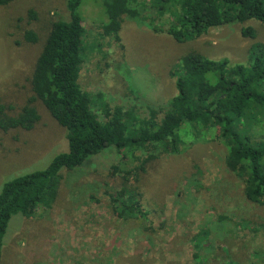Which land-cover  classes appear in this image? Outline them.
<instances>
[{
	"label": "rangeland",
	"instance_id": "1",
	"mask_svg": "<svg viewBox=\"0 0 264 264\" xmlns=\"http://www.w3.org/2000/svg\"><path fill=\"white\" fill-rule=\"evenodd\" d=\"M103 1L82 0L78 8L84 26L78 83L92 112L105 120L107 110H131L135 130L150 105H165L176 94L171 70L180 56L196 50L246 63L249 48L264 41V26L251 19L177 42L166 32L169 12L160 0H130L136 15L124 14L119 31L107 35ZM60 19H68L66 0L0 5V99L15 112L32 94L36 58ZM242 26L255 35L243 36ZM27 30L37 34L36 42L25 40ZM35 105L40 120L32 129L0 130V191L67 150L65 128L39 100ZM239 128L251 141L263 140L264 108H252ZM177 133L174 153L162 143L110 146L75 169H62L50 206L11 217L1 264H264V202L248 200L243 181L227 167L219 127L185 123ZM122 189L129 200H141L144 218L119 216L111 197Z\"/></svg>",
	"mask_w": 264,
	"mask_h": 264
},
{
	"label": "trees",
	"instance_id": "2",
	"mask_svg": "<svg viewBox=\"0 0 264 264\" xmlns=\"http://www.w3.org/2000/svg\"><path fill=\"white\" fill-rule=\"evenodd\" d=\"M14 0H0V5ZM82 0H66L68 19L51 24L43 48L29 78L32 94L14 111L15 105L0 99V130H30L40 120L35 102L39 100L50 115L66 130L67 150L56 154L40 170L14 177L0 191V264L8 223L15 214L32 216L37 207L50 206L57 197L61 170H71L110 146L118 149L146 147L162 143L167 153L177 152L178 129L185 123L217 126L225 138L227 167L244 183L245 196L264 202V139L250 140L240 122L252 108H264V41L249 48L246 63L227 58L210 59L196 50L180 56L171 70L177 92L165 105H150V114L130 127L134 113L115 108L105 111L102 120L90 109V96L78 83L82 64L83 20L78 13ZM130 0H104L105 34H115L124 14L135 16ZM169 12L166 32L177 42L194 40L211 28L257 20L264 26V0H160ZM33 10L28 11L35 18ZM243 36L254 30L242 26ZM36 42L32 30L24 33ZM127 118V123L124 121ZM154 158L150 153L148 159ZM141 168V167H140ZM119 190L111 197L121 217L144 218L141 200H129ZM128 199V200H127ZM220 264H231L222 262Z\"/></svg>",
	"mask_w": 264,
	"mask_h": 264
}]
</instances>
